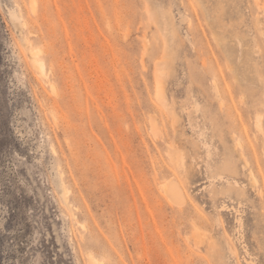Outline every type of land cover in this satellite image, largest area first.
<instances>
[{
  "label": "rangeland",
  "instance_id": "1",
  "mask_svg": "<svg viewBox=\"0 0 264 264\" xmlns=\"http://www.w3.org/2000/svg\"><path fill=\"white\" fill-rule=\"evenodd\" d=\"M0 264H264V0H0Z\"/></svg>",
  "mask_w": 264,
  "mask_h": 264
},
{
  "label": "bare ground",
  "instance_id": "2",
  "mask_svg": "<svg viewBox=\"0 0 264 264\" xmlns=\"http://www.w3.org/2000/svg\"><path fill=\"white\" fill-rule=\"evenodd\" d=\"M34 63H35V66L39 69V73H40V75H42V76H45V73H44V65H43V63L40 61V60H38V59H35L34 60ZM155 85H157V84H155ZM157 88V87H156ZM158 90V89H157ZM257 121H258V123H257V125L258 124H260V122H259V120L260 119H256ZM255 125H256V123H255ZM258 127H260L259 125H258ZM257 127V128H258ZM259 129V128H258ZM260 130V129H259ZM173 195V194H172ZM173 197V196H172ZM92 256V255H91ZM93 261H94V259H92ZM94 263H98V262H96V261H94Z\"/></svg>",
  "mask_w": 264,
  "mask_h": 264
}]
</instances>
